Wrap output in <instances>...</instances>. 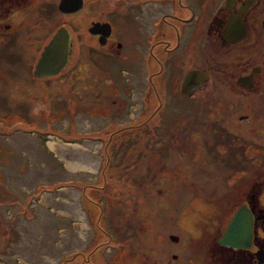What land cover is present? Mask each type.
Here are the masks:
<instances>
[{
	"label": "flooded vegetation",
	"instance_id": "obj_1",
	"mask_svg": "<svg viewBox=\"0 0 264 264\" xmlns=\"http://www.w3.org/2000/svg\"><path fill=\"white\" fill-rule=\"evenodd\" d=\"M167 2L0 0V51L9 42L24 43L10 56L27 57L30 79L71 80L91 90L90 101L77 94L69 111L92 115L88 133L98 144L94 154L105 156L96 167L120 172L112 183L124 186V193H116L121 203L130 181L126 169L138 162H111L110 153L124 154L129 147L143 156L154 153L153 162L138 163L154 171V178L149 174L153 184L161 180L158 169L185 170L180 154L189 157L187 170H203L211 159L199 157L196 150L221 149L224 164L230 160L235 165L236 154L243 153L249 140V168L235 167L229 185L224 183L223 190L233 186L234 192L192 191L177 216L192 214L187 264H195L200 255V264H264V0H169L165 8ZM57 32L58 39H65L61 65L54 73L35 75L36 63ZM64 107L51 110L44 103V120L59 119ZM135 175L138 187L149 183L140 172ZM199 199L200 210L188 206ZM241 205L248 236L234 244L220 242ZM168 238L176 244L180 237ZM120 247L113 264L124 263ZM83 253L82 247L72 252ZM93 254L91 247L83 260H93ZM177 256L170 253L172 259ZM64 259L60 255L56 263Z\"/></svg>",
	"mask_w": 264,
	"mask_h": 264
},
{
	"label": "rangeland",
	"instance_id": "obj_2",
	"mask_svg": "<svg viewBox=\"0 0 264 264\" xmlns=\"http://www.w3.org/2000/svg\"><path fill=\"white\" fill-rule=\"evenodd\" d=\"M24 48V43L16 41L0 51V264H58L60 255H65L63 264H113L120 245L125 252L123 264H153L152 258L157 264H187L192 214L178 219L177 211L197 189L233 193V186L223 190L224 183L229 185L235 167L249 168V140L242 145L243 153L236 154L235 165L230 160L224 164L218 154L221 149L196 150L199 157L211 159L201 166L203 170H187L189 157L180 154L185 170L158 169L161 180L153 184L149 174L154 178V171L138 163L153 162L154 153L143 156L137 147H129L124 154L109 151L111 162H138L126 169L130 181L122 204L116 193H124V186L112 183L120 172L96 167L105 156L99 155L101 151L94 154L98 144L88 133L92 115L74 116L69 111L77 94L90 101L91 90L71 80L40 83L30 79L24 63L27 57L10 56L14 49ZM44 103L51 110L65 106L67 111L59 119L45 121ZM36 113L40 115L28 118ZM53 125L57 126L50 128ZM136 166L139 170L132 173ZM139 172L143 182L149 183L138 187L134 180ZM185 178L200 185H187ZM197 201L188 206L200 210L202 200ZM168 234L179 235V241L172 244ZM81 247L85 254L94 248L93 260L84 261V253L72 254ZM171 252L178 254L176 259ZM200 258L195 264H200Z\"/></svg>",
	"mask_w": 264,
	"mask_h": 264
},
{
	"label": "water",
	"instance_id": "obj_3",
	"mask_svg": "<svg viewBox=\"0 0 264 264\" xmlns=\"http://www.w3.org/2000/svg\"><path fill=\"white\" fill-rule=\"evenodd\" d=\"M58 38L59 33L57 32L47 45L44 55L40 57L36 63L34 69L35 75L54 73L61 65L64 56L65 39L64 37L61 39ZM244 211V205L235 209L227 223L226 231L223 236L219 238L220 242L234 244L235 242H240L241 239L244 241V238L248 236L249 233L243 232L244 227L248 226V218L245 217Z\"/></svg>",
	"mask_w": 264,
	"mask_h": 264
},
{
	"label": "bare ground",
	"instance_id": "obj_4",
	"mask_svg": "<svg viewBox=\"0 0 264 264\" xmlns=\"http://www.w3.org/2000/svg\"><path fill=\"white\" fill-rule=\"evenodd\" d=\"M51 145V144H50Z\"/></svg>",
	"mask_w": 264,
	"mask_h": 264
}]
</instances>
